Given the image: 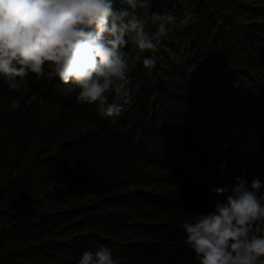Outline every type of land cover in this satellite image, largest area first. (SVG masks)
<instances>
[{
	"label": "trees",
	"instance_id": "1",
	"mask_svg": "<svg viewBox=\"0 0 264 264\" xmlns=\"http://www.w3.org/2000/svg\"><path fill=\"white\" fill-rule=\"evenodd\" d=\"M147 3L193 20L150 69L133 65L118 118L47 66L27 94L0 78V264H79L101 247L120 264H198L182 224L241 174L264 195V0Z\"/></svg>",
	"mask_w": 264,
	"mask_h": 264
},
{
	"label": "clouds",
	"instance_id": "2",
	"mask_svg": "<svg viewBox=\"0 0 264 264\" xmlns=\"http://www.w3.org/2000/svg\"><path fill=\"white\" fill-rule=\"evenodd\" d=\"M148 8L147 0H0V78L9 92H29V79L42 80L47 68L63 85L79 89L77 102L96 105L104 118H118L131 102L129 75L139 60L154 63L161 39L192 22ZM129 44L138 54L124 51ZM122 103H109L106 93ZM32 99H35L33 97ZM9 107H20L12 100ZM261 182L243 174L227 192L214 189L211 211L184 222L185 244L198 264H264V195ZM79 264H120L112 250L85 251Z\"/></svg>",
	"mask_w": 264,
	"mask_h": 264
}]
</instances>
